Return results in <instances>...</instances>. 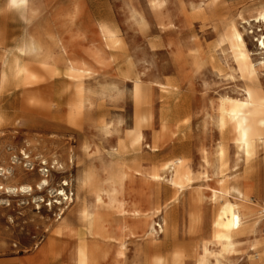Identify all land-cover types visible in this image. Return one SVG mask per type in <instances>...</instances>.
<instances>
[{"label": "rangeland", "instance_id": "rangeland-1", "mask_svg": "<svg viewBox=\"0 0 264 264\" xmlns=\"http://www.w3.org/2000/svg\"><path fill=\"white\" fill-rule=\"evenodd\" d=\"M29 1L39 8L27 20L16 15L2 18L0 14V32L7 35V49H12L28 33L45 38L49 33L65 44L72 63L88 70L82 80L84 97L97 114L83 123L79 134L73 129L64 134L51 132L41 128L40 117L36 116L33 121L20 115L14 117V112L15 107L19 109L28 104V98L36 106L44 107L50 100L58 101L59 87L50 95L38 92L31 96L23 89L16 92L0 89V168L18 166L23 170L21 174L15 171L14 177L0 176V184L35 188L41 179L49 181L48 187L33 196L0 194V264H48L40 251L48 244V233L56 235L58 228L61 231L52 251L53 264H74L75 233L80 229L79 208L84 201L93 200V195L80 186L79 180L91 170L106 186L102 159L111 149L108 144L102 145L103 133L95 124L100 120L110 122L111 137L116 139L134 130L138 118H144L140 127L143 137L140 154L145 170L162 163L172 145L184 142L189 145L190 167L195 174L190 187L175 202H171L173 191L169 187L161 188L154 196L149 193L156 187L148 188L142 180L127 185L131 196L144 193L160 205V211L151 219L153 236L139 242L146 264L159 256L170 257L177 249L183 251L182 264H197L202 256L201 246L211 239L216 209L222 203L212 198V189L220 188L216 182L218 177L206 180L200 175L201 150L213 151L217 144L225 143L226 180L235 176L247 181L252 190L251 203L261 209L264 140L256 143L251 157L244 161L237 155L231 135H221L210 119L216 116L221 97H240L242 82L236 74L231 79L227 71L216 72L208 62L199 68L187 65L184 70L182 65L191 62L189 55L196 48L205 55L214 53L219 60L220 50L226 48L220 41L229 23L234 22L242 31L239 18L254 16L262 0H221L217 11L207 15L205 21L192 15V7L202 1L207 4V0H162L161 16L151 8L150 0ZM1 3L2 0L0 10ZM100 27L114 31L116 44L112 49L105 46ZM245 39L248 49L255 51L254 35ZM95 53L97 58H93ZM220 61L223 63V59ZM258 71L264 92V69ZM136 76L144 94L139 102L132 93ZM170 81L179 86L172 94L166 90ZM76 83L66 79L62 97L66 105L75 97ZM58 84L56 81L55 85ZM184 98L189 102L187 115L181 108ZM33 123L38 127H33ZM154 142L161 145L156 152L152 149ZM115 144L116 140L111 145ZM53 159L63 168H58ZM60 190L65 196L59 195ZM121 199L119 194L117 200ZM103 201L107 204V197ZM263 233L262 220L255 234L240 239L252 241ZM134 246L129 242L125 261L122 259L116 264L130 262ZM209 248L217 251L214 245ZM257 252L264 262V248L254 251L246 248L228 257V264H250V257ZM105 263L115 264L111 255ZM213 263L211 258L210 264Z\"/></svg>", "mask_w": 264, "mask_h": 264}, {"label": "bare ground", "instance_id": "bare-ground-1", "mask_svg": "<svg viewBox=\"0 0 264 264\" xmlns=\"http://www.w3.org/2000/svg\"><path fill=\"white\" fill-rule=\"evenodd\" d=\"M220 4L221 0H207V4L202 1L192 7V15L205 21L207 15L217 11ZM1 5L2 18L6 15H16L25 20L39 8L35 2L29 0H2ZM150 5L161 16L162 0H150ZM255 11L254 16L239 18L242 31L234 22L229 23L220 41V45L225 44L226 48L220 50L219 60L214 53L205 55L196 48L189 55L191 62L182 65L184 70L187 65L199 68L204 62H208L216 72L227 71L226 75L231 79H234L236 74L242 82L240 97H221L217 104L216 116L210 119L221 135L225 133L231 135L236 153L244 161H248L251 157L256 143L264 140V92L260 86L258 71L259 68L264 69V0ZM99 31L105 46L112 49L116 44L114 31L106 27H100ZM249 35H254L255 51L248 49L245 36ZM45 36L47 39L40 35L25 34V37L12 49H7V35L0 32V89L12 92L23 89L28 96H31L38 92H46L50 95L55 87H59L60 92H56L58 101L50 100L44 107L36 106L32 103L33 99L28 98V104L22 105L19 109L15 107L14 117L20 115L34 121L38 116L43 119L40 126L44 130L64 134L73 129L79 134L83 123L97 114V111L91 110V102L84 97L82 80L88 70L83 65L72 63L71 54L65 44L49 33ZM97 57L98 54L95 53L93 58ZM66 79L77 82L75 97L67 105L62 98ZM56 81H59L58 86L55 85ZM139 83L136 76L132 92L136 102L144 96ZM166 88L170 94L179 90V86L173 81H170ZM16 101L15 99L14 102ZM181 108L187 115L189 112L187 99L182 100ZM1 121L0 116V124ZM143 121L144 118H138L134 130L123 137L117 136L116 139L111 137L113 132L110 122L100 120L95 124L103 133L102 145L108 144L111 149L102 159L106 186L99 182L91 170L79 180L80 186L93 195V200L91 203L84 201L79 208L80 229L75 233L77 246L74 264H106L109 255L112 256L115 264L122 259L125 261V251L129 242L135 246L133 259L127 264H146L144 251L139 242L153 236L155 229L151 219L160 211V205L144 193H139L136 197L131 196L132 193L127 185L135 180H142L148 188L156 187V190L149 193L154 196L161 188L169 187L173 191L171 202H175L195 179L190 167L189 145L184 142L172 145L162 163L153 164L149 170L142 167L144 158L140 150L143 137L140 127ZM33 127L38 125L33 123ZM115 140L116 144L112 146ZM160 147L161 145L154 142L152 149L156 152ZM175 147L181 151L176 152ZM24 155L31 162L30 157L25 153ZM200 156L202 168L200 175L206 180L211 176L218 177L216 182L220 188L212 189V198L213 201L220 199L222 203L216 209L211 239L201 246L202 256L197 264H210L211 258L213 264H228V257L237 255L246 248L251 251L264 248V233L252 241L244 242L240 239L241 236L256 233V227L263 220V215L258 205L251 203L249 199L252 190L247 185V181H241L235 176L231 180H226L225 143L217 144L213 151L202 149ZM53 163L58 168H63L62 164L54 159ZM15 171L18 174L23 172L18 166L16 169L0 168V176L14 177ZM48 186L47 179H41L35 188L32 186L14 188L0 184V194L33 196ZM119 194L121 201L117 200ZM59 195L65 196L63 190H60ZM103 197H107V204L104 203ZM245 224L249 226L245 227ZM60 231L58 228L56 235L48 233L50 237L48 244L40 251L41 257H44L48 264L55 263L52 260V251L56 246L55 240L59 239ZM210 245L216 246L217 251L210 250ZM108 249H111V253ZM182 258L183 251L177 249L172 256H159L150 263L182 264ZM249 261L250 264H264L258 252L250 257Z\"/></svg>", "mask_w": 264, "mask_h": 264}, {"label": "built area", "instance_id": "built-area-1", "mask_svg": "<svg viewBox=\"0 0 264 264\" xmlns=\"http://www.w3.org/2000/svg\"><path fill=\"white\" fill-rule=\"evenodd\" d=\"M261 212H262V215H263V221H264V204L261 206ZM263 257H264V253H263Z\"/></svg>", "mask_w": 264, "mask_h": 264}]
</instances>
